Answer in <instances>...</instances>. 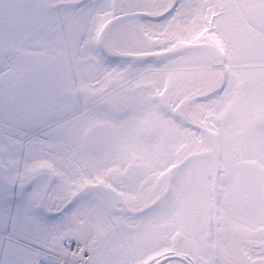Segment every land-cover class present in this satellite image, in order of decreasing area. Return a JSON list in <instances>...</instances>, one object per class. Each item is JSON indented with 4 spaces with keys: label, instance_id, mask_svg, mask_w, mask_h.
Here are the masks:
<instances>
[{
    "label": "snow or ice",
    "instance_id": "snow-or-ice-1",
    "mask_svg": "<svg viewBox=\"0 0 264 264\" xmlns=\"http://www.w3.org/2000/svg\"><path fill=\"white\" fill-rule=\"evenodd\" d=\"M0 264H264V0H0Z\"/></svg>",
    "mask_w": 264,
    "mask_h": 264
}]
</instances>
